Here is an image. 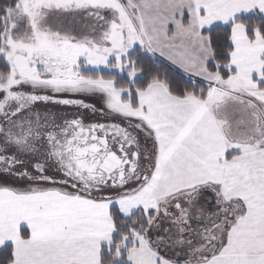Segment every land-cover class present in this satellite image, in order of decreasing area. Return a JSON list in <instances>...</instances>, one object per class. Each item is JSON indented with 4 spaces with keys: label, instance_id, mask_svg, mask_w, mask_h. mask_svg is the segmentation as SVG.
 Returning <instances> with one entry per match:
<instances>
[{
    "label": "snow or ice",
    "instance_id": "6c2138e0",
    "mask_svg": "<svg viewBox=\"0 0 264 264\" xmlns=\"http://www.w3.org/2000/svg\"><path fill=\"white\" fill-rule=\"evenodd\" d=\"M0 264H264V0H0Z\"/></svg>",
    "mask_w": 264,
    "mask_h": 264
}]
</instances>
